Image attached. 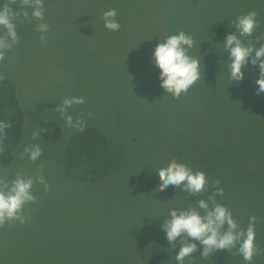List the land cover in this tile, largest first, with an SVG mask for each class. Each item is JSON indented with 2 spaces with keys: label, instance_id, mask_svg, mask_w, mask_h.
<instances>
[{
  "label": "rangeland",
  "instance_id": "374dc122",
  "mask_svg": "<svg viewBox=\"0 0 264 264\" xmlns=\"http://www.w3.org/2000/svg\"><path fill=\"white\" fill-rule=\"evenodd\" d=\"M96 1L92 9L97 21L89 26L91 31H103L92 36L90 42L71 31L61 34L66 26L62 28L63 22L57 20L64 6H76L79 0H44L43 22L49 25L46 33L37 31L41 21L31 17V8L25 7L24 0L10 4L13 11L29 12L28 18L18 17V43L0 60V69L4 68L14 81L24 126L21 142L6 159L8 163L0 178L10 181L16 174H33L34 178L40 174L47 188L38 184L45 189L43 194L34 183L32 191L37 199L23 209V214L31 218L30 223L12 221L0 225V264H109L113 260L111 252L83 245L78 234L64 226L67 210L74 214L73 202L68 201L74 191L55 199L58 190L68 187L67 180L57 173L62 168L57 159L42 158L48 155L40 136L44 122L52 120L60 125L61 147L78 130L67 125L59 110L66 97L84 98V103L74 104L69 112L74 121L80 119L84 127H96L108 137L113 161L120 167V171H115L117 176L145 169L156 172L175 159L240 190L243 203L239 209L248 214L264 206V154L258 147H264V93L257 95L256 78L247 76L250 70L257 72L258 67L249 65L244 79L231 83L223 63L228 54L222 44L225 36L234 31L231 21L252 10L257 12L259 23L254 35L264 34V0ZM113 8L121 25L115 32L107 30L102 19L103 13ZM67 23L73 31L74 20L68 17ZM89 26L81 27V31H87ZM179 31L194 39L189 54L201 60V77L186 93L174 98L161 88L151 53L161 39ZM41 35L45 36L44 41ZM0 36H6L2 28ZM211 70L214 77L210 76ZM214 79V90H210L209 83ZM56 84L58 89H54ZM196 122L205 124L202 130H196ZM223 128L234 129L241 137L225 146L202 147L206 142L204 133L225 131ZM33 133L39 135L34 139ZM29 144H39L42 149V157L35 162L23 152ZM54 148L59 151V147ZM249 152L255 153L253 160ZM253 170L258 173L252 174ZM143 184L124 177L120 191L139 197L143 193L141 186L148 187ZM146 193L147 190L143 196L150 199L149 208L154 212L169 202L157 200L154 192ZM262 216L263 212L258 214ZM140 218L135 216L131 224L136 235ZM244 220L238 221L241 228H247L249 219ZM255 233L258 234L256 227ZM258 235V251L253 260L260 258L264 264L260 253L264 237Z\"/></svg>",
  "mask_w": 264,
  "mask_h": 264
},
{
  "label": "trees",
  "instance_id": "16d2710c",
  "mask_svg": "<svg viewBox=\"0 0 264 264\" xmlns=\"http://www.w3.org/2000/svg\"><path fill=\"white\" fill-rule=\"evenodd\" d=\"M96 3V0H79L76 6H96ZM68 17L69 14L65 10L57 17V20L63 22L60 24L62 28L66 26V30H63L61 34H67L68 31H71L77 38L83 35L81 31L83 26L80 23L74 25L72 31L69 23H67ZM102 31L103 29L93 30L91 34L92 36L100 35ZM0 70V120L7 121L10 124V127L5 129L3 134L0 135L1 172L6 167L5 164L8 163L5 162L6 159L17 149L21 142L24 114L14 81L8 76L9 73L4 72V68ZM256 71L258 73L250 70L247 76L250 79L256 78L257 80L259 69H256ZM210 76L214 77V73L212 72ZM215 82L214 79L209 83L210 90H214ZM55 88L58 89L59 84L54 85ZM196 124L197 131L202 130L205 125L202 124L200 126L197 122ZM42 128L46 129V131H41ZM224 130H211L204 133L206 142L202 147L210 149L209 147L213 146H225L228 141L232 142L241 137L240 133L234 129ZM40 136L44 142L43 147L48 152V155L41 157H54V159H57L56 163L59 166L62 165V168L60 167L57 173L60 174V177L67 180L66 183L68 184L67 188L56 192L57 194L54 195L55 199L58 200L63 195H69L70 192L74 191V197L68 198V201L73 202L74 214L67 210L69 213L63 218L64 226L78 234L77 237L83 245L92 246L93 248L99 247V249L111 252L113 260H110L109 264H176L175 253L179 251V245L175 249L172 248L161 229V224L168 216L171 208H185L190 203L195 206L196 200L207 199L212 195H215L218 203H222L231 209L237 222L244 219L247 220L250 216L255 215L256 232L264 237V216L258 217L259 213H264V206L256 207L249 214L247 211L239 209L243 203L241 191L233 190L227 183L220 182L219 185H215L217 180L214 175H207L208 186L196 196H190L187 192H183L175 186H168L163 191H160L158 189L160 181L155 171L148 169L139 172L128 171L130 174L124 175L121 173L122 177L117 176L115 171H120V167L118 163L115 164L113 161L111 142L96 127L86 126L82 131H75L62 147L59 146L62 130L57 122L52 120L44 122L40 127ZM54 146L59 147V151H56ZM258 147L260 153L264 154V147ZM190 149L199 151L194 147H190ZM248 155L252 160L255 157L254 152H249ZM3 164L4 166L2 167L1 165ZM253 171L251 172L252 174L258 173L257 170ZM239 173L243 174L244 170H239ZM260 176L261 174L258 175V178ZM31 177L34 178V175L32 174ZM124 177L143 181V185L148 186L147 189L141 186L143 193L146 190L148 193L154 192L157 200L166 199L169 202L162 204L156 212L150 210L149 207H152L150 205L152 202H150L149 198L143 196L142 192L139 197H133L120 191V183ZM35 184L38 185L40 183ZM106 185H110L112 188L110 189ZM53 186L55 188V185ZM33 187L35 186L33 185ZM169 187L172 190H168ZM35 188L43 194L45 193V189L39 185ZM217 188L223 189V195H216ZM170 191L173 193L172 195L168 194ZM233 191H237V193ZM120 198L123 199L120 200ZM82 211L85 212L84 216ZM87 214L92 217L88 218ZM137 215L141 218L139 234L137 233L136 235L131 224ZM143 231H146L147 234H144ZM258 234L256 235L257 242ZM197 244V250L192 253L191 257L185 258L184 264H248L239 254L237 248H233L229 252L227 250H217L210 254L208 258H203L200 256L202 246L199 245V242ZM260 253L264 257V243ZM251 264H263V262L259 258L256 261L253 260Z\"/></svg>",
  "mask_w": 264,
  "mask_h": 264
},
{
  "label": "clouds",
  "instance_id": "9594fccd",
  "mask_svg": "<svg viewBox=\"0 0 264 264\" xmlns=\"http://www.w3.org/2000/svg\"><path fill=\"white\" fill-rule=\"evenodd\" d=\"M0 28L6 31V36H0V60H3L10 47L18 43L17 23L18 17H29L28 11H13L10 7L14 0H0ZM25 7L31 8V17L41 21L37 25V31L46 33L49 25L44 21V0H24ZM116 9H109L102 15L104 27L109 31H119L120 23L116 19ZM234 26V27H233ZM230 31L222 44L227 58L224 64L227 66L228 79L232 82L242 81L245 70L249 65L258 67L259 75L256 80L257 95L264 93V34L254 35L259 27L257 12L252 10L239 15L235 21H231ZM247 38V39H242ZM41 41L45 36L41 35ZM194 39L184 31L171 34L157 43L151 53L153 66L158 69L160 86L164 93L179 98L186 93L201 77V60L189 54L194 46ZM215 46V44H214ZM201 57V56H200ZM84 103L83 97H66L59 106L61 115L69 127L83 130L84 123L80 119L74 121L69 109L74 104ZM7 121L0 120V135L9 128ZM46 131V129H41ZM33 133V138L38 136ZM24 154L32 162L37 161L42 155L39 144H29L23 149ZM159 178L158 189L163 191L168 186H175L190 196L202 193L209 181L204 171H193L185 163L172 159L167 166L156 171ZM42 183L47 188V182L43 175L37 174L35 179L30 176L16 174L10 181L0 178V225L6 222L18 221L20 224L30 223L31 218L23 214V209L29 202H34L37 197L33 194L34 183ZM220 181H215L219 185ZM216 195H223V189L217 188ZM256 216L249 217L247 228H241L234 218L230 208L218 203L215 195L207 199L195 201L185 208H171L168 216L161 225L166 239L173 249L179 245V251L175 253L176 264H184L186 257H191L198 248L197 242L202 246L200 256L208 258L217 250H229L237 248L243 259L251 264L257 254L255 245Z\"/></svg>",
  "mask_w": 264,
  "mask_h": 264
},
{
  "label": "crops",
  "instance_id": "0c3cea01",
  "mask_svg": "<svg viewBox=\"0 0 264 264\" xmlns=\"http://www.w3.org/2000/svg\"><path fill=\"white\" fill-rule=\"evenodd\" d=\"M64 10L67 14L71 13L69 17L71 20H74V25L80 23L82 26H89L97 21L92 6H64ZM91 38V27L89 26L88 30L83 32L80 39L84 42H90Z\"/></svg>",
  "mask_w": 264,
  "mask_h": 264
}]
</instances>
